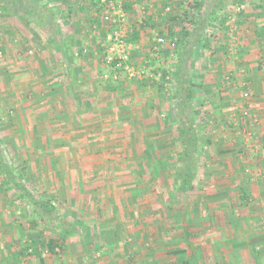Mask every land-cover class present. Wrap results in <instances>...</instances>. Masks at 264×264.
Returning a JSON list of instances; mask_svg holds the SVG:
<instances>
[{"label":"rangeland","instance_id":"374dc122","mask_svg":"<svg viewBox=\"0 0 264 264\" xmlns=\"http://www.w3.org/2000/svg\"><path fill=\"white\" fill-rule=\"evenodd\" d=\"M34 1L54 11L57 17L55 37H60L61 43L67 41L66 50L64 52L63 48L56 47L58 43L52 40L56 42L55 37H47L31 20L0 10V150L4 160L3 167L0 166V211L7 212L0 221H5L6 226L11 225L19 229L20 234L27 235L33 229L45 232L47 228H52L41 217L38 207L24 205L19 201V193L12 182L13 179L29 188L42 200L55 199L58 215L60 214V217L56 216L59 227L61 220L78 221V211L92 208L105 210L107 205L113 204V198L108 203L105 202L106 195H112L113 191L109 185L104 184L112 182V187L113 182L116 185H132L131 180L125 182L121 178H125L126 165L144 159L152 166L151 163L157 162V156L164 151L167 153L162 159L165 158L166 166L169 167L159 170V175L160 180L166 182L164 184L170 190L169 193H172L176 184L173 170L179 162L176 157L180 158V155L175 149L176 131L170 117V92L163 90L153 80L144 84L145 86L130 81L127 85L124 84L123 91L101 93V86L107 83L105 78H101L106 71L102 75V61L96 56L99 55L96 54L99 50L94 44V33L97 30L95 25H90V20L87 21V15L92 13L76 8V1L79 0H73V8L65 12L60 10L63 5L58 6L62 0ZM91 3L89 8L93 6ZM173 3L169 4L173 13L165 15L166 22L158 29L161 35L181 34L180 20L173 21L170 17L175 13H182L184 0H174ZM244 6L246 5L239 7L241 10L236 11V15L244 11ZM228 14L227 17L220 16L221 22L209 26L203 35L202 50L212 53L207 56L209 60L212 55L223 53L230 56L227 61L222 58L219 60L224 62L226 67L235 66L239 69L240 65L245 63L244 67L250 70V65L244 59L245 54L241 53L238 47L244 33L243 26L235 14ZM244 28L251 33H264V25L259 27L251 23ZM77 30L81 31L78 38L75 35ZM87 47L90 48L89 53L82 54L83 49ZM165 51L164 64L171 67L172 51ZM140 58H134V62L141 63ZM200 60L202 64H199L194 81L204 82L203 85L208 86L204 75H209L211 65L209 60ZM222 69L220 64V73L216 70L214 76H217V80L214 78L216 82L220 81L221 77H228ZM262 78L260 74L259 79ZM211 89L196 91L203 94L196 100L197 106L200 103L197 123L203 127H200L203 134L202 143L205 144L209 137L214 139V147L206 152L209 162L205 158L200 161H206L210 166H220L222 158L227 157L222 155V150L232 146L231 143L236 144V148L248 149L251 152L256 145L262 144L260 141L256 142L255 133L261 131L259 129L264 125V117L250 108L254 96L252 88L244 89L239 86L238 90L232 91L237 98L231 97L234 102L230 105H224L223 102L216 104L221 98L219 93L223 91ZM30 98L38 101L37 109L30 107ZM110 100L115 101L111 108H114L113 115L119 119L103 123L106 129L112 128L103 132L104 127L99 126L96 116L104 112L100 105H105ZM33 109L38 110L37 114ZM129 115L133 116L132 120ZM223 116L226 117V122L220 125L218 122ZM207 118H211L210 121H207ZM234 157L242 159L243 156L235 154ZM110 160L113 164L125 166L116 167L114 172L110 171ZM98 162L102 164H97ZM201 163L199 167L203 172ZM210 166L207 167L209 170ZM248 169L251 174L252 166ZM7 172H12V180L8 179ZM153 172L151 171V174ZM148 173L149 170L146 171L147 177ZM155 178L157 176L151 181ZM85 198H89L87 204ZM61 215H69L70 218H62Z\"/></svg>","mask_w":264,"mask_h":264},{"label":"crops","instance_id":"0c3cea01","mask_svg":"<svg viewBox=\"0 0 264 264\" xmlns=\"http://www.w3.org/2000/svg\"><path fill=\"white\" fill-rule=\"evenodd\" d=\"M128 2L136 4L137 11L141 13L140 24L144 22V19L145 21L151 19L154 24L149 33L150 37L141 44L135 45V60L141 57V63L148 62L150 67L159 71L169 72L171 76L170 67L164 64L165 49L160 53L162 65L160 64V59L154 56L152 49L155 35L159 33L158 29H161L163 22H166L164 10L169 4H174V0H127ZM90 3L91 0H79L76 1L75 7L92 13V15H87V21L90 20V25H95L94 27L98 28L99 34L102 36L105 29L100 21L102 14L100 0H92L93 9L89 8ZM60 5H63L60 10L65 12L67 9L70 11L74 4L73 0H62L58 6ZM237 8L225 9L221 15L227 17L229 15L228 12L236 15ZM236 18L240 21L244 30L238 44L239 51L245 54L244 59L250 65V70L244 67L245 63L241 64L239 69L235 66L232 68L226 67L224 62H219L220 58L223 61L224 59L227 61L228 55L223 53L217 56L212 55L210 60L207 59V56L209 57V54L211 55L212 53L202 50L201 42V46L194 56L195 66L190 72L194 110L197 113L199 112L200 103L197 106L196 100H198L199 96H203V94L196 92L197 89L212 88L211 90L213 91L216 88L221 90L223 91L219 93L221 98L216 104L223 102L224 105H230L234 102L232 100L234 93L232 94L231 92L238 90L240 86V88L244 89L252 88L251 92L254 96L251 103L249 102L251 104L250 108L260 112L264 117V82L260 81L264 80V44H262L264 42V33L259 31V29L258 33H251L244 28V26L248 27L251 23L257 24L259 27L264 25V12L255 5L246 4L244 11L236 15ZM130 19L133 21L134 18L130 17ZM219 22H221V18L219 21L210 23V25ZM80 34V30L75 32L77 38ZM75 35L71 36L75 37ZM180 35L175 33L177 37ZM94 36L97 41L98 36L96 34ZM55 39L59 40L56 47L63 48L65 52V43L67 41L61 43L60 37H55ZM52 40L55 43V40ZM96 41L94 42L95 45ZM96 56L101 60L100 54ZM200 58H204L205 61L209 60V65H211L209 75L206 73L204 75V81H207L209 87L203 85L204 82L194 81L195 73L198 74L199 64H202ZM228 58L230 59V56ZM158 64H160L159 69L157 68ZM220 64H222V70L226 71L224 74L228 75V77H221L220 81L216 82L214 78L217 80V76H214L219 70ZM101 69L103 75L106 71L103 64ZM260 74H262V79H259ZM122 75V79H126L123 73ZM104 76L101 78L103 79ZM230 78L231 82H229ZM118 79L109 78L106 82L112 81L116 86L119 83ZM127 82L130 81L126 80L125 85L128 84ZM148 82L149 80L134 83H141L142 86H145ZM156 83L162 87L161 82ZM247 84H251V86H247ZM105 85L101 86V93L105 91ZM173 85L177 86L173 78H171L167 88H162L170 92L171 89L173 90ZM235 95L237 96L236 93ZM28 102L30 107L37 109L38 101L30 98ZM114 102L110 100V102H106L107 105H100L104 112L98 113L96 117L99 126L101 128L104 127L103 132L112 129H106L103 123H110L119 119L116 115H113L114 108L111 107L114 106ZM35 109H33L34 113L37 114L38 110ZM30 116H32V113ZM82 116L84 115L82 114ZM197 116L195 117V122L200 131L201 126L197 123ZM120 118L122 119L123 117ZM129 118L132 120L133 116L129 115ZM129 118L124 117V119ZM224 118L226 117L217 118L220 125L222 122H226ZM210 119L207 118V121H210ZM263 126L259 129L261 131L255 133L256 142L260 141L262 144L256 145L254 151L251 152L240 147L236 148L237 145L231 143L232 146L222 150V155H227L225 159L222 158V165L216 166L212 164L211 167L210 163L207 164L206 161L200 164L203 172L200 171L199 167V175L195 182L196 189L199 188V191L194 189L195 191L192 193L181 195L176 192L175 188L172 193H169L170 190L164 184L165 181L160 180L159 175V170H166L169 167L166 166L165 158L162 159V156L167 153V151H164L163 154H157V162L151 163L154 167L144 159L135 160L126 165V169H124L126 170L125 178H121L125 182L131 180L132 185H116L113 182L112 187L110 186L112 182L104 184L105 186L109 185V188L113 191L112 195H106L109 198H105L107 203L113 198V204L107 205L105 210L104 208L84 209L78 211L76 216L78 221L61 220V225L66 224L68 226L70 223L73 224L75 229L73 234H65V227H52L49 223L50 219L43 216L41 217L52 228H47V231L44 229L45 232L33 229L29 235L20 234L19 229H15L11 225L6 226L5 221L1 220L0 264H264ZM174 130L176 131L175 127ZM209 138L207 141L213 140L212 145L206 146V142L205 144L202 143L200 146L201 152L204 151L206 153L208 149L214 147V139ZM175 149L180 155V147L176 145ZM153 152L156 153L155 151ZM174 152L176 154V151ZM235 154L243 156V160L240 157V159L233 158ZM126 155L125 153V157ZM147 158L149 159V157ZM180 158L177 156L176 160L178 161ZM110 159L112 158L110 157ZM108 163V170L113 172L116 167L125 166L113 164L111 160ZM97 164H102V162ZM129 164L130 166H128ZM177 164V167H179L180 162ZM209 166L210 170L205 174L206 168ZM249 166H252L251 174L249 173ZM148 170L149 177L146 176V171ZM151 171H154L153 174H151ZM154 176H157L158 179L155 178L151 181ZM240 186H247L248 193L241 194ZM247 197L249 199H246ZM89 198L84 199L86 204ZM19 201L21 202V200ZM6 215L7 212L5 210L0 211V218H4ZM56 216L60 217V214H56L54 217ZM61 217L70 218L69 215H61ZM68 230L71 229L68 228ZM60 237L63 238L62 247L56 248L55 253L51 254L47 248L48 241L54 238L59 239Z\"/></svg>","mask_w":264,"mask_h":264},{"label":"trees","instance_id":"16d2710c","mask_svg":"<svg viewBox=\"0 0 264 264\" xmlns=\"http://www.w3.org/2000/svg\"><path fill=\"white\" fill-rule=\"evenodd\" d=\"M255 5L264 12V0H184L182 13H175L170 17L173 21L180 20V33L177 37L176 48L172 51V66L170 67L171 77L177 86L173 85L170 91V107L171 121L176 129V144L180 147V166L173 170V176L176 179V192L181 195L192 193L196 189L195 182L199 175L200 159L206 157L204 151H200L203 134L197 128L195 117L198 115L193 106V89L190 84V72L195 66V54L201 46L203 35L207 32L210 23L219 21L221 13L225 9L237 8L242 5ZM126 10L129 16V26L131 34L127 42L133 45L141 44L150 37V31L154 27L151 19L143 23H139L142 19L141 13L137 11L136 4L126 2ZM0 10L8 11L11 14L31 20L37 25L47 37L56 36V15L48 6L38 5L34 0H0ZM194 11V13H188ZM130 17L134 18L131 21ZM172 37L175 33L171 34ZM55 43H58V39ZM133 58L136 53L132 54ZM126 77V76H125ZM124 77V78H125ZM122 72L119 73V83L115 86L114 82L108 81L104 87L105 91L116 93L124 90V84L127 79H122ZM172 88V87H171ZM212 141L208 140L206 146L212 145ZM4 160L0 150V166L3 167ZM202 166V165H200ZM6 170V168H5ZM209 172L206 168L205 174ZM6 173V171H5ZM8 179L12 180L14 176L12 172H7ZM12 182L16 186L19 193V199L24 205H32L38 207L41 216L50 219L49 223L52 227H58V220L54 217L58 214L54 200H42L35 195L29 188L23 186L17 180ZM247 186H240V193H248ZM195 189V190H194ZM237 189V188H236ZM246 199H249L248 197ZM65 227L64 232L73 234L75 232L72 223L70 225H61ZM59 226V227H60ZM70 228L71 230H68ZM63 231V230H62ZM62 235V234H60ZM63 238L51 239L47 243L48 251L55 253L56 248L62 247Z\"/></svg>","mask_w":264,"mask_h":264},{"label":"built area","instance_id":"2783aa9c","mask_svg":"<svg viewBox=\"0 0 264 264\" xmlns=\"http://www.w3.org/2000/svg\"><path fill=\"white\" fill-rule=\"evenodd\" d=\"M126 2L127 0H100L102 10L100 21L105 31L104 35L100 36L98 28L95 27L97 30L95 34L98 36L96 48L99 50L96 54H100L102 64L106 69L104 78L106 80L109 78L117 80L119 73L122 72L128 81L144 82L154 80L161 82L163 88H167L172 78L169 72L156 70L150 67L148 62H134L132 54L134 53L135 45L127 42L131 29L125 6ZM240 10V8H237L236 11L239 12ZM164 11L166 15L173 13V9L170 6L166 7ZM153 44L154 56L160 59V64H163L160 53L163 49H168L170 52L173 51L176 48L177 36L172 37L171 35L165 36L156 33ZM89 50L90 48L88 47L83 49L82 54H88ZM160 64L157 65L158 69ZM245 96L248 97V94Z\"/></svg>","mask_w":264,"mask_h":264}]
</instances>
